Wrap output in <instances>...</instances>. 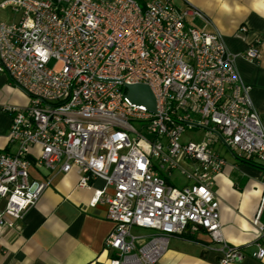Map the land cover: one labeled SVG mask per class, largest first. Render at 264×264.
Instances as JSON below:
<instances>
[{"label": "built area", "instance_id": "2783aa9c", "mask_svg": "<svg viewBox=\"0 0 264 264\" xmlns=\"http://www.w3.org/2000/svg\"><path fill=\"white\" fill-rule=\"evenodd\" d=\"M0 9L18 15L0 21V73L27 98L23 108H4L11 122L9 149L0 150V236L51 181L33 179L31 169L75 170L77 187L92 191L89 205L105 204L113 224L106 264H157L187 227L221 245L220 264L242 263L221 232L212 188L225 160L214 145L258 167L264 187V127L235 65L257 61L258 48L230 52L220 33L189 23L209 26L206 15L172 0H5ZM123 84L148 86L156 113L128 102ZM187 128L221 139L208 132L182 141ZM174 171L181 188L166 181ZM94 180L104 186L93 189ZM256 247L252 256L264 259Z\"/></svg>", "mask_w": 264, "mask_h": 264}, {"label": "crops", "instance_id": "0c3cea01", "mask_svg": "<svg viewBox=\"0 0 264 264\" xmlns=\"http://www.w3.org/2000/svg\"><path fill=\"white\" fill-rule=\"evenodd\" d=\"M172 2L180 10L190 6L206 15L211 22L209 26L198 21L189 23L200 30L220 33L230 52L241 53L251 45L258 48L257 61L237 58L235 65L241 80L251 88L250 98L264 127V0ZM17 19L18 15L11 10L0 9V21L12 23ZM26 105V96L7 75L0 73V150L9 149L11 117L5 106ZM219 154L225 165L215 176L212 192L219 204L224 241L244 254L240 264H264V259L252 256L257 244L264 247V236L257 235L264 228L261 170L230 152L228 158ZM30 173L35 180L44 181L49 176L51 181L23 219L1 234L0 264H106L111 253L105 250L104 242L113 228L106 205H89L92 191L77 187L79 176L75 170L65 175L33 169ZM91 185L93 189H101L104 183L94 180ZM221 258L220 244L212 242L202 229L192 232L187 228L183 234L169 239L157 264H220Z\"/></svg>", "mask_w": 264, "mask_h": 264}, {"label": "water", "instance_id": "95a60500", "mask_svg": "<svg viewBox=\"0 0 264 264\" xmlns=\"http://www.w3.org/2000/svg\"><path fill=\"white\" fill-rule=\"evenodd\" d=\"M122 87L125 90L124 97L128 102L136 105H141L144 108H146V110L150 113L153 114L156 113V101L148 86L143 84H135V85L123 84ZM195 127L200 128L196 125ZM201 129L210 132L216 135L217 137H219V139H221L216 131L209 128H201Z\"/></svg>", "mask_w": 264, "mask_h": 264}, {"label": "rangeland", "instance_id": "374dc122", "mask_svg": "<svg viewBox=\"0 0 264 264\" xmlns=\"http://www.w3.org/2000/svg\"><path fill=\"white\" fill-rule=\"evenodd\" d=\"M51 65L52 62L49 64V67H51ZM209 135L210 133L201 129L187 128L185 133L183 134L182 141L191 140L193 142H201L203 140H206ZM214 147L216 151H218L219 153L221 152V154L226 158L230 156L229 152L223 145L216 144ZM166 181L168 184L176 188H181L186 183L184 178L176 171H174L170 176H167Z\"/></svg>", "mask_w": 264, "mask_h": 264}]
</instances>
